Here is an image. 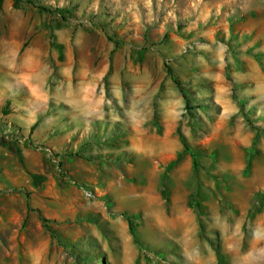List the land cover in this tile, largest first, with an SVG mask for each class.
I'll return each mask as SVG.
<instances>
[{
	"label": "rangeland",
	"instance_id": "374dc122",
	"mask_svg": "<svg viewBox=\"0 0 264 264\" xmlns=\"http://www.w3.org/2000/svg\"><path fill=\"white\" fill-rule=\"evenodd\" d=\"M262 71L264 0H0V264H264Z\"/></svg>",
	"mask_w": 264,
	"mask_h": 264
},
{
	"label": "crops",
	"instance_id": "0c3cea01",
	"mask_svg": "<svg viewBox=\"0 0 264 264\" xmlns=\"http://www.w3.org/2000/svg\"><path fill=\"white\" fill-rule=\"evenodd\" d=\"M249 81H250V83L253 82L254 85H256V87H258L257 88L258 91L264 90V71L258 72V75H256V76H251L249 78ZM6 92H8V89L6 90ZM227 94L228 93H226L224 96V103L226 104V107H229L232 110L238 111L237 104L232 102V100L229 98V95L227 96ZM9 129H10V124L2 123V121L0 120V137L2 136V132L11 134ZM47 129L48 128L46 126H42L41 124H38L35 127L32 135H31L33 142H35L36 140H42L43 144H47V138H48L46 136Z\"/></svg>",
	"mask_w": 264,
	"mask_h": 264
},
{
	"label": "trees",
	"instance_id": "16d2710c",
	"mask_svg": "<svg viewBox=\"0 0 264 264\" xmlns=\"http://www.w3.org/2000/svg\"><path fill=\"white\" fill-rule=\"evenodd\" d=\"M168 73H169V75L172 77L173 81L179 86L180 90H181V91L183 92V94H184V97L187 98V96H188L187 91L185 90V88H184L182 82L177 78V76L175 75V73H174V71H173V69H172L171 67H168ZM240 103H241V105H242V107H243V105H244L243 102L240 101ZM242 111H244L243 113H244V115L246 116V119H247V121L250 123V125H251L253 128H258V126L255 125V124L253 123V121L249 118V115H248V113L245 112L244 108H242ZM180 135H181L182 142H183V144H184V148H185V150H190V146H189L188 142L186 141L185 137L183 136V134H182L181 132H180ZM255 139H257V136H256ZM60 165H61V164H60ZM194 166H195V167L198 166L196 155H195V158H194ZM37 177H38V176H36V178H37ZM38 178H40V177H38ZM41 220H42L43 222H45V221H46V218H45L44 216H41ZM44 225H45L46 228H48V226H47L46 224H44ZM130 231H131V234L136 238V230H135V228H134L131 224H130Z\"/></svg>",
	"mask_w": 264,
	"mask_h": 264
}]
</instances>
